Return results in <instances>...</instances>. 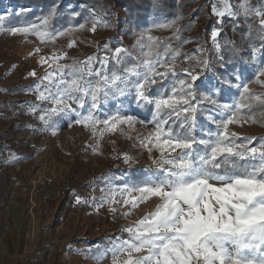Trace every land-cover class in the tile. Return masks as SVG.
Wrapping results in <instances>:
<instances>
[{"label":"rangeland","instance_id":"rangeland-1","mask_svg":"<svg viewBox=\"0 0 264 264\" xmlns=\"http://www.w3.org/2000/svg\"><path fill=\"white\" fill-rule=\"evenodd\" d=\"M222 1L199 0L196 5L203 4L208 19L220 22L221 17L214 14L213 8L223 11ZM243 2L253 4V0ZM13 9L24 7L0 1L3 19ZM117 13L122 15L123 9L117 7ZM3 19L0 20V264H124L127 254L114 255L113 249L133 235L127 231L129 228L134 229L163 203L162 197L152 194L140 199L141 193L136 189L150 186L161 175L160 169L169 167L162 159L177 157L182 150L162 146L168 134L162 130L157 140V129L148 128L137 117H121L131 118L130 123L113 124L111 120L108 125L102 123L119 115L117 112L106 113L102 119H95V124L91 120L77 124V119L88 115V109L71 100L68 104L74 111L59 112L46 125L39 117L45 115L48 119L44 110L56 105L38 99L36 86L41 85L39 91H45L44 85L49 81L42 78L55 73L53 80L58 79L57 69L61 68L68 80V69L77 60L74 38L64 37L60 41L58 36L48 37L44 33L37 40L27 33L13 34L12 29L18 27L4 30ZM214 30L218 34L219 28L213 25L207 37L212 45L217 36L213 37ZM91 66L92 69L95 66L93 59ZM33 71L34 76L30 75ZM85 79L95 84L100 78ZM260 79L263 83L262 75ZM51 87L55 92L54 84ZM192 93L198 98L208 96L203 92ZM185 98L191 101L190 97ZM23 100L31 101L33 107L18 124L13 107ZM100 108L99 105L96 110ZM227 112L222 105V115ZM61 115L67 122L64 126L57 120ZM227 131L232 137L264 135L263 130L248 121L230 123ZM131 169L139 170L140 177L132 178L128 173ZM209 183L223 186L215 180ZM208 195L213 196L210 190ZM146 254L147 249L134 252L133 258Z\"/></svg>","mask_w":264,"mask_h":264},{"label":"trees","instance_id":"trees-1","mask_svg":"<svg viewBox=\"0 0 264 264\" xmlns=\"http://www.w3.org/2000/svg\"><path fill=\"white\" fill-rule=\"evenodd\" d=\"M0 1L24 7L23 10L13 9L4 17V30L27 28V34L37 40H41L44 33L48 37L58 36L60 41L64 37L74 38L77 60L68 69V79H71L70 72L74 67L83 68L81 60L84 58L91 57L95 61L93 71L103 67L109 74L113 71L122 73L125 67L134 64H141L139 70L143 71L142 61L149 59L156 65L155 71L163 75L154 77L156 82L148 86V95L179 98L182 95L186 97L189 91H195L197 94L203 92L215 101L198 98V95L188 101L196 109L192 136L201 139L217 132L218 124L232 116V112L222 115L224 104L240 106L234 123L248 121L264 131V82L258 75L260 68L264 67V26L253 7L234 16L224 15L217 22L216 19H208L203 4L196 5L199 0ZM117 7L123 9L122 15L116 14ZM45 19L47 24L43 23ZM33 24L37 26V32L31 30ZM94 25L95 31H92ZM213 25L219 28L215 45L207 40ZM116 48L127 50L128 55L120 54L122 63H117L114 54ZM102 59L107 60L104 66L98 65ZM186 70H192L200 77L194 82L196 87L193 90L180 84L181 80L192 82ZM135 80L136 77H130V81ZM238 83L247 84L248 92L245 93L243 88L238 89ZM131 93L129 83L124 95L110 93L104 97L101 94V108L93 110V116L99 120L106 113L117 112L120 117H137L148 128L157 129L156 125L160 123L161 131L166 134H187L193 114L183 111L186 105H176L179 116L171 109L162 108L154 117L155 106L137 105ZM84 99L88 109L91 98ZM32 107L31 101L15 103L13 109L18 124L28 116ZM57 120L62 126L67 123L63 115ZM230 138L239 144L246 143L245 138L251 139L252 143L247 145L249 148H259L264 144V135L258 138ZM139 172L132 169L128 171L132 178L140 177Z\"/></svg>","mask_w":264,"mask_h":264},{"label":"snow or ice","instance_id":"snow-or-ice-1","mask_svg":"<svg viewBox=\"0 0 264 264\" xmlns=\"http://www.w3.org/2000/svg\"><path fill=\"white\" fill-rule=\"evenodd\" d=\"M213 12L219 17L225 15V11H217L215 7ZM228 15L234 16L235 13L228 11ZM256 15L264 16V12L258 11ZM43 23L47 24V19ZM260 23L264 26V19ZM31 30L37 32V26L31 25ZM92 31H95V25ZM12 32L27 33L28 29L13 28ZM212 35L215 38L217 32L214 30ZM114 51L117 63H122L121 53L128 55L126 49L116 48ZM44 59L40 62L43 63ZM91 60L89 57L81 62L83 68L74 67L70 72L71 79L64 78L61 68L57 69L60 74L58 79L53 80L55 73H47L42 78L49 81L48 85H44L45 91H39L41 85L36 86L38 99L50 100L56 105L44 110L48 119L45 115L39 117L46 125L53 115L74 111L68 104L69 100L84 108L85 97L91 98L88 115L75 122L80 124L91 120L95 124L97 121L92 113L99 106L101 94L104 97L110 93L124 95L129 83L137 105L155 106L154 117L162 108L171 109L179 116L176 105L180 103L186 105L183 108L185 113L193 114L187 134L173 136L168 133L163 139L162 146L168 145L173 151L177 148L182 150L179 156L164 157L162 163L169 167L160 169L161 175L151 181L150 186L146 184L136 189L141 193L140 199L152 194L162 197L163 203L157 206L150 217H145L134 229L127 230L133 235L113 249L114 255L126 253L128 259L124 264H200L201 261L203 264H264V144L259 148H249L247 145L252 143L251 139L245 138L246 143L239 144L230 138L228 124L236 122L234 118L240 106L223 105L225 111L232 112V116L218 124L217 132L207 134V138L197 139L191 135L196 109L188 104L185 95L179 98L148 95V86L156 82L154 77L163 75L155 71L156 65L151 60L142 61L143 71L139 70L141 64H134L125 67L122 73L113 71L110 74L103 67L93 71ZM100 63L104 66L107 60ZM186 71L192 82L181 80L180 84L186 89H192L200 77L192 70ZM30 75L34 76L35 71ZM258 75H264V67L260 68ZM86 76H97L100 79L93 84L85 79ZM130 77H136V80L130 81ZM53 84L55 92L52 91ZM236 87L248 92L247 84L238 83ZM186 96L195 99L191 91ZM204 98L211 100V96ZM109 120L113 124L116 121L131 122V118L116 115L102 123L108 125ZM156 127V139L159 140L160 123ZM211 180L223 186L215 187L209 183ZM209 190L213 196L208 195ZM79 202L80 198L77 197ZM144 249H147L146 255L133 258L134 252ZM254 253L259 256L250 255Z\"/></svg>","mask_w":264,"mask_h":264},{"label":"crops","instance_id":"crops-1","mask_svg":"<svg viewBox=\"0 0 264 264\" xmlns=\"http://www.w3.org/2000/svg\"><path fill=\"white\" fill-rule=\"evenodd\" d=\"M244 0H223L221 3L223 11H225V15H228V11H231L235 14H238L240 11L248 9V8H255L256 12H264V0H259L255 4H247L243 2ZM227 6V10H226ZM264 19V16H260V20Z\"/></svg>","mask_w":264,"mask_h":264},{"label":"built area","instance_id":"built-area-1","mask_svg":"<svg viewBox=\"0 0 264 264\" xmlns=\"http://www.w3.org/2000/svg\"><path fill=\"white\" fill-rule=\"evenodd\" d=\"M257 2V0H253V4H255Z\"/></svg>","mask_w":264,"mask_h":264}]
</instances>
